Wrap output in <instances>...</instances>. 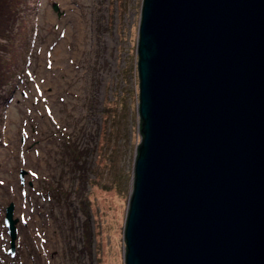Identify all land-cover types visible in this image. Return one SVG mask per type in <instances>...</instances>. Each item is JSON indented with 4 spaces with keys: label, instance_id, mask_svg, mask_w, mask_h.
Returning a JSON list of instances; mask_svg holds the SVG:
<instances>
[{
    "label": "water",
    "instance_id": "obj_1",
    "mask_svg": "<svg viewBox=\"0 0 264 264\" xmlns=\"http://www.w3.org/2000/svg\"><path fill=\"white\" fill-rule=\"evenodd\" d=\"M137 50L126 264H264V0H143Z\"/></svg>",
    "mask_w": 264,
    "mask_h": 264
},
{
    "label": "rangeland",
    "instance_id": "obj_2",
    "mask_svg": "<svg viewBox=\"0 0 264 264\" xmlns=\"http://www.w3.org/2000/svg\"><path fill=\"white\" fill-rule=\"evenodd\" d=\"M142 4L23 0L3 52L12 78L0 90V264H126Z\"/></svg>",
    "mask_w": 264,
    "mask_h": 264
},
{
    "label": "trees",
    "instance_id": "obj_3",
    "mask_svg": "<svg viewBox=\"0 0 264 264\" xmlns=\"http://www.w3.org/2000/svg\"><path fill=\"white\" fill-rule=\"evenodd\" d=\"M22 3L23 0H0V39L6 40V42L0 40V90L12 78V66L5 59L4 53L8 52L7 43L10 44L13 41V32L16 23L19 21ZM2 49L4 50L2 51ZM86 150L87 148L85 147L78 148L75 155L83 157ZM87 233V238L89 239L90 233L89 231Z\"/></svg>",
    "mask_w": 264,
    "mask_h": 264
}]
</instances>
